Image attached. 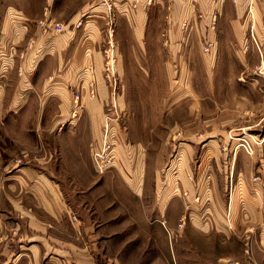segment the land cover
<instances>
[{
    "label": "crops",
    "instance_id": "1",
    "mask_svg": "<svg viewBox=\"0 0 264 264\" xmlns=\"http://www.w3.org/2000/svg\"><path fill=\"white\" fill-rule=\"evenodd\" d=\"M108 1L111 8H107L102 0H0V46H23L21 56L14 60V66L21 69V74L17 71L14 74L13 90L4 88L0 91V111L6 113L0 117V264H98L95 254L102 252H110L111 264H130L129 261L123 262L122 255L119 258L114 254L117 249H104L106 240L103 233L97 232L93 224L84 223L87 220L80 215L77 223L69 216L74 207L66 189L92 185L90 179L95 177L92 168L87 170V182L75 181L77 185L74 186L70 179L68 183L64 180L57 161L59 156H67L68 148L74 150L71 152L73 160L78 156L89 158L88 144L100 136L103 102L109 95L101 75L102 58L98 47L102 41L110 35L120 44L118 30L121 27L128 29L133 44L145 46L150 24L159 19L158 26L164 30L163 37L160 36L164 41L159 43L167 48L170 59H182V48L188 37L184 36L180 23L184 19L190 20L191 0H174L167 17L164 0H155L147 8L142 2L136 8L132 7V0ZM200 2L208 16L199 24L203 27L211 14H218V32L222 37L216 38V42L225 46L223 51L227 59H240L242 52L239 48L247 32L246 14L250 11L264 13V0ZM41 18L61 22L63 29H49L41 34L36 25ZM79 19L84 20L82 25L75 26ZM193 23L198 21L195 19ZM210 31L212 38L214 33ZM210 34L207 36L209 39ZM29 37L35 38L34 44L24 47ZM236 46H239L238 50ZM88 65L93 66L97 96L88 97L82 87V97L79 102H74V89L91 76L87 71ZM117 70L121 74L119 64ZM124 88L118 94L121 104H124ZM9 93L12 95L8 99ZM239 94L246 97L245 92ZM76 103L80 105L74 109ZM246 108L241 107L224 123L228 124L230 132L228 135L224 133L223 139L233 142L231 149L225 152L213 149L203 155L200 164L203 169L211 168L213 173L217 168L224 173V196L215 200L218 207L222 204L221 213L218 215V208H214V212L222 221L228 214L234 228H242L243 232H231L222 228L217 220L211 223L204 216L193 215L189 219L197 223L193 224L197 229L200 226L204 230L193 235L219 238L222 245L232 241H237L241 247L242 243L250 244L252 256L244 255L240 259V252L234 255L228 251H214L208 261L198 264H228V260H238L240 264H264V191L258 182L250 181L254 167H264V143L255 144L252 154H247L242 148L233 149L236 139L244 137L251 140L254 133L244 130L250 125L256 127L262 119L247 121ZM260 108V104L254 106L257 111ZM193 125L186 130V136L194 135ZM126 148L129 153L132 151L130 160L122 158L124 164L117 171L129 193L141 198L145 190L142 153L133 144ZM182 150L188 159L189 149ZM27 151L39 157V164L25 162L26 158L23 159L20 153L27 157ZM12 156H21L22 159L9 160ZM71 165L74 166L71 173L86 172L81 162L75 161ZM229 177L233 185L228 200L226 187ZM207 188L208 181L201 189L206 192ZM154 189L158 196V216H164L167 214L166 180L155 179ZM144 214L149 218L146 212ZM73 228L80 232H71ZM159 233H163L162 248L166 250V232ZM235 233H240L241 238ZM175 234L176 237L183 235ZM129 246L125 247L129 249Z\"/></svg>",
    "mask_w": 264,
    "mask_h": 264
},
{
    "label": "rangeland",
    "instance_id": "2",
    "mask_svg": "<svg viewBox=\"0 0 264 264\" xmlns=\"http://www.w3.org/2000/svg\"><path fill=\"white\" fill-rule=\"evenodd\" d=\"M139 2L147 8L155 0H132L131 6L136 8ZM173 2L164 0L166 17ZM104 5L107 7V4ZM246 15L245 40L241 48L236 46L242 52L240 59H227L223 51L225 46L216 42V38L218 40L221 36L217 26L218 14H211L203 27L199 24L208 16L200 0H191L190 20L184 19L180 23L184 36L188 37L182 48V59H170L167 48L160 44L164 41L160 38L164 30L158 26L159 19L150 24L145 46L142 43L133 44L128 29L120 27V44L109 35L106 41H102L101 49L98 47L102 58L101 75L109 89L108 98L103 102L100 136L89 142V158L78 156L73 160L71 152L74 150L68 148L67 156H59L57 162L64 180L68 183L70 179L74 186L77 185L75 181L86 183L87 170L92 168L95 175L90 179L92 185L66 189L74 207L69 211V216L76 223L80 215L87 220L84 223L93 224L97 232L103 233L107 246L104 249H117L114 254L119 258L122 255L123 262L198 264L208 261L214 251H228L234 255L240 252V259L244 255L252 256L250 244L246 246L242 243L241 247L237 241H232L231 244L222 245L219 238L193 235L194 232L204 230L200 226L197 229L193 225L197 223L189 219L193 215L204 216L211 223L217 220L222 228L231 232H243L242 228H234V222L229 221L228 214L225 221H222L214 212V208H218V215L221 213L222 204L218 207L215 200L224 196V173L220 168L213 173L211 168L203 169L200 164L203 155L213 149L221 152L231 149L233 142L223 139L224 133L228 135L230 132L228 124L224 123L239 112L241 107H247V121L262 119L256 127L250 125L244 130L256 136L253 134L251 140L247 141L236 139L233 149L242 148L247 154H252L255 144L264 143V140L259 142L264 133V13L250 11ZM43 19L36 21L41 34L46 32L38 24ZM195 19L198 21L196 24L193 23ZM80 21L83 23L84 20ZM209 29L214 33L212 38ZM208 34L213 44L209 51H203L202 44ZM34 39L29 37L24 47L32 46ZM22 47L12 44L0 46V91L4 88L13 90L14 74L16 71L21 74V69L15 68L14 60L21 56ZM110 51L113 54L112 72L105 68L106 54ZM213 52L214 55H211ZM117 64L121 66V74H118ZM87 71L91 74L90 78L81 81L74 91L79 90L82 97L81 88L84 87L87 96L95 98L97 85L93 66L88 65ZM124 86V104H121L118 94ZM91 89L95 91L93 96L90 95ZM239 92H245L246 97ZM10 95L12 93H9L8 99ZM259 104L261 108L257 111L254 106ZM79 105L76 103L74 109ZM5 114V111H0V117ZM192 124L194 135L186 136V130ZM212 139L215 141L212 142ZM240 142L248 150L238 145ZM128 144L138 146L142 153L145 190L141 198L130 194L123 177L117 171L124 164L122 158L130 160L132 151H127ZM182 149H189V160ZM27 153V157L25 153H20L23 159L26 158L25 162L39 164V157L34 152ZM19 158L22 159L21 156H12L9 160ZM75 161L81 162L86 172L71 173L74 167L71 163ZM250 175V181L258 182L264 191V167L255 166ZM158 177L163 182L166 180L168 192L167 214L160 217L157 211L158 196L154 189ZM206 181L208 188L203 192L201 187L204 188ZM232 185V178L229 177L226 187L228 200ZM71 232L80 231L73 228ZM159 232H166V250L162 248L163 233ZM175 232L183 235L176 237ZM127 244L130 245L129 249L125 247ZM109 254H95L98 264H111L113 259ZM228 261L240 264L238 260Z\"/></svg>",
    "mask_w": 264,
    "mask_h": 264
},
{
    "label": "built area",
    "instance_id": "3",
    "mask_svg": "<svg viewBox=\"0 0 264 264\" xmlns=\"http://www.w3.org/2000/svg\"><path fill=\"white\" fill-rule=\"evenodd\" d=\"M46 1L49 2L50 0H46ZM102 1H103L104 4H107V7L108 8L111 7V3L110 2H108L107 0H102ZM80 20L81 19L77 20V22L75 23V26H80L82 24V22ZM38 24L45 31H48V29H53L55 31H61L63 29V24L61 22H51L48 19H43V20L39 21ZM212 44H213L212 40L209 39V38H206V40H204V43L202 44L203 51H209L210 50V47L212 46ZM106 57H107V59L105 61V68H106L107 71L112 72V70H113V64H112L113 63V54H112V51H110V53L107 52ZM107 75H108V73H107ZM94 94H95L94 89H91L90 90V95L93 96ZM80 97H81L80 91L79 90H75L73 92V101L74 102H78L79 99H80ZM240 139L242 141H247V138H244V137H241ZM263 140H264V133L261 136V139L259 140V142H261ZM256 143H258V142L256 141ZM238 145H243L246 148V146L243 143H241V142ZM228 263L229 264H237L238 262H236V261H228Z\"/></svg>",
    "mask_w": 264,
    "mask_h": 264
}]
</instances>
